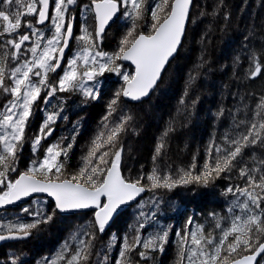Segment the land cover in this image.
<instances>
[{
	"label": "snow or ice",
	"instance_id": "obj_1",
	"mask_svg": "<svg viewBox=\"0 0 264 264\" xmlns=\"http://www.w3.org/2000/svg\"><path fill=\"white\" fill-rule=\"evenodd\" d=\"M76 4L77 0H0V48L7 49L0 57V95L6 97L0 102V108H3L0 111V208L33 196H46L51 201L47 211L21 209L31 216L32 222L0 225V230H6V234L0 231V241L27 239L32 235V230L52 222L57 213L92 209L93 230L84 233L88 240H80L81 247L71 252L70 245L65 241L57 255V259L64 260L65 264H91L97 236L104 235L122 206L154 188L171 190L193 182L207 185L212 179L231 171L236 163H241L243 166L239 169V176L246 178V184L230 185L223 194L236 197L229 212L238 208L246 215L233 216L230 227L222 229L219 239L211 232L205 234L203 226L199 224L196 230H191L193 220L189 218L186 230L175 233L179 238L178 264H184L185 260L188 264H261L264 260V241L260 239L264 234V207H261L264 204V195H261L264 193V159L253 153L251 159L254 162L258 160V166L250 167L242 158L247 148H264V97L256 104L250 118L246 114L244 119L236 121L235 127L243 130L234 136L226 135L223 145L215 141L209 145L208 154L218 155L214 164H205L201 175L193 176L186 172L172 179L170 175L161 176L158 170L153 169L147 177L152 182L151 186L145 187L141 183L144 177L131 180L122 174L124 149L118 146V139L133 117L125 116L119 105L121 98L142 100L157 85L165 66L182 44L193 0H156L153 4H149L148 0H90L83 7L86 13H92L94 27L89 31L85 23L80 34L74 36V18L70 20L69 17L70 9ZM145 14L150 15L152 22L151 31L147 33L136 28V22ZM28 16L34 17V22L26 20ZM120 17L131 20L132 25L121 38L118 51L109 54L100 45L107 27ZM46 24H51L54 29L50 38L36 27ZM22 26L29 31L21 33ZM33 36L37 37L35 41L32 40ZM73 39L80 43V50L68 61L62 75L51 78V74L63 62L65 50ZM42 40L46 42L41 48ZM26 43L32 46L25 48ZM29 52L31 59H23L22 55ZM249 59L246 75L255 79L264 74L260 60L255 55ZM120 60L129 61L134 65V71H122V66L117 63ZM239 60L237 56L234 63ZM108 72L121 76L124 83L107 104L103 119L107 122L120 112V122L107 135L101 133L92 142L93 147L84 158V167L71 178L65 177L62 172L65 163L61 157L67 158L73 144L60 147L57 143L47 147L41 160L33 161L26 171L20 172L19 154L23 150L27 125L37 110L38 102L48 105L57 93L71 91H79L86 98L98 100V77ZM181 103L184 101L181 100ZM222 114L221 109L218 115ZM57 118H63L59 112L46 117L33 138L34 149L55 131L51 125ZM233 119L236 120L235 117ZM162 146L158 145L155 149L157 156ZM109 148L115 150L109 151ZM11 173H16V177H12ZM237 194L245 199L240 201ZM146 227L141 222L136 229L138 234L131 240L127 236L119 238L121 246L113 264H132L129 254L138 248L143 251L137 252L139 261L136 264L151 259L150 252L164 251L169 232L162 231L142 240L139 233ZM216 227L220 228L221 225L217 223ZM116 239L113 235L105 246L111 247ZM66 252H69L68 256H65ZM49 259L44 258L41 264H48ZM11 264H17V260L13 259Z\"/></svg>",
	"mask_w": 264,
	"mask_h": 264
},
{
	"label": "trees",
	"instance_id": "obj_2",
	"mask_svg": "<svg viewBox=\"0 0 264 264\" xmlns=\"http://www.w3.org/2000/svg\"><path fill=\"white\" fill-rule=\"evenodd\" d=\"M155 2L156 0H148L149 4ZM119 20L104 34L105 38L113 32L117 41H120L132 25L131 20ZM151 23L150 15L145 14L144 18L136 22V28L147 33L151 31ZM26 30L29 31L21 27L20 32H27ZM43 30L44 36L48 38L49 27ZM41 42L42 46L44 41ZM118 47L119 43L112 50L116 52ZM108 49L105 44L102 45V50ZM4 52V48H0V57ZM262 53L264 0H193L183 43L152 95L138 104L126 103L121 98L120 111L125 116L133 117L127 130L118 139V146L124 149L122 174L131 180L144 177L141 183L150 187L152 182L147 177L152 174L153 169L158 170L161 176L170 175L172 179H176L186 172L193 176L201 175L206 163L214 164L218 154L209 155V145L213 141L223 145L226 135L234 136L236 132L243 130L235 127L236 121L244 119L246 114L250 118L256 104L264 97V74L255 79L246 75L252 55L260 60L264 68ZM237 56L240 60L234 63ZM108 74L109 72L98 77V100L86 98L79 91H71L57 93L50 104L43 105V122L54 112H59L63 117L57 118L51 125L56 132L50 146L57 143L60 147L73 144L67 158L61 157L65 163L62 169L65 177L76 175L84 167V158L93 147L92 142L101 133L107 135L120 122V112L107 122L103 119L107 104L124 83L121 76L117 75L116 80H111L106 78ZM181 100L184 101L183 104ZM221 109L223 114L218 115ZM161 144V153L157 156L155 149ZM46 145L47 142L44 141L43 147ZM114 150L109 148V151ZM253 153L264 159V148L245 149L242 159L250 167L258 166V160L254 162L251 159ZM45 154L40 156L33 152V157L27 162L26 157L19 162L18 170L26 171L33 161L41 160ZM154 156H157L155 160ZM242 166L241 163H236L231 171L212 179L207 185L193 182L171 190L154 188L145 191L136 205L118 216L106 229L104 237L97 236L91 264H113L121 246L119 238L127 236L131 240L138 234L136 229L141 222L147 225L140 230L142 240L162 231H168L169 238L163 252H150L151 259L140 261L139 264H178L179 238L175 233L186 230L189 218L193 220L191 230H196V225L199 224L203 226L205 234L211 232L219 239L222 229L230 227L233 216L246 215L238 208L229 212L236 197L223 194L230 185L246 184V178L239 176ZM11 176L16 177V173H11ZM244 199L239 196L240 201ZM49 205L45 199H37L34 207L31 201L27 208L47 211ZM18 208L0 212V225L32 222L31 216ZM74 217L63 218L56 215L52 222L32 230V235L27 240L0 247V264H11L13 259L17 260V264H41L44 258H50L48 264H65L64 260L57 259L65 241L70 245L69 252L74 251L81 247L80 240H88L89 237L84 233L93 230L92 220L77 222L73 220ZM217 223L221 225L220 228L216 227ZM0 231H5L6 234V230ZM45 231H54L58 236L56 248L52 249L50 244L42 240L46 235ZM113 235L117 239L112 242L111 247H106ZM73 236L76 237L75 240L72 239ZM260 239L264 241V234H261ZM139 251L143 249L138 248L136 252L129 254L132 264L139 261ZM184 264H188L187 260ZM261 264H264V260Z\"/></svg>",
	"mask_w": 264,
	"mask_h": 264
},
{
	"label": "rangeland",
	"instance_id": "obj_3",
	"mask_svg": "<svg viewBox=\"0 0 264 264\" xmlns=\"http://www.w3.org/2000/svg\"><path fill=\"white\" fill-rule=\"evenodd\" d=\"M88 3H86V2H82V0H77V4L74 6V7H72L71 9H70V12H71V15H70V17H69V19L70 20H72L73 18H74V28H73V30H74V36L75 35H79L80 34V29L85 25V23H87L88 24V26H89V31H91L92 30V28H93V20H92V13L91 12H88V13H86L85 12V10H84V7H83V5H87ZM89 13H91L90 15H89ZM86 17H87V21H86ZM124 17H120V18H118V20L120 19V20H122ZM25 19L26 20H32L33 22H34V20H35V18L34 17H32V16H28V17H25ZM117 20V21H118ZM119 20V21H120ZM114 25V24H113ZM36 27L38 28V29H40L43 33H44V28L45 27H49V29H50V33H49V36H48V38H50L51 37V35H52V33H53V31H54V29L52 28V26H51V24H46L45 26H39V25H36ZM23 28H25V27H23ZM108 31V30H107ZM107 31H106V33H107ZM124 35H122V37H123ZM121 37V38H122ZM37 39V37H35L34 39L32 38V40L33 41H35ZM46 41H44V43H45ZM42 43V42H41ZM43 43V44H44ZM117 43H119L120 44V41H117V38L115 37V34L112 32V34L111 35H107L106 36V41L104 42V44L107 46V47H113V48H116V44ZM103 44V43H102ZM102 44L100 45V47L102 48ZM32 45L29 43V44H26L24 47L25 48H27V47H31ZM43 47V45L41 46V48ZM80 47H81V45H80V43H78L75 39H73V41H72V44H71V49H70V52H69V54H68V57H67V59H66V62H65V64H64V66H63V68H62V70H61V72H60V74H58V75H52L51 74V78H53V79H56V78H58L60 75H62V73H63V71L64 70H66V68H67V65H68V61L75 55V53L77 52V51H79L80 50ZM38 51H39V49H38ZM104 51V50H103ZM111 50H110V48L108 49V51H104V52H107V53H109V54H111L112 52L114 53V51L112 50V52H110ZM118 51V50H117ZM22 58L23 59H31V53L29 52V53H26V54H23L22 55ZM117 63H119L121 66H122V64L119 62V61H117ZM122 71H125V72H131V71H133L132 70V68H130V67H125V66H122ZM111 75V76H110ZM117 75L118 74H116V73H112V72H109V74L106 76V78H108V79H111V80H116V78H117ZM121 79H122V77H121ZM97 87H99V89H100V84H97ZM6 99V97L4 96V95H0V102H3L4 100ZM0 111H3V108H0ZM34 118H35V116H34V113H33V115L30 117V121H29V123H28V125H27V127H29L30 128V130H31V132H32V130H33V123H34ZM52 140V139H51ZM51 140L49 141V143L45 146V148H44V153H43V155L46 153V149H47V147H49L50 146V144H51ZM24 143L25 142H23V146H24ZM36 151V150H35ZM19 157H23L22 156V151L20 152V154H19ZM43 158V157H42ZM19 164V163H18ZM38 199H40V198H38ZM30 203H31V201L30 202H28L27 204H25V205H23V206H21L20 207V209H22V208H27V206L28 205H30ZM37 203V199H35V200H32V206L34 207L35 206V204ZM19 209V208H18ZM83 219H88V220H92V214L91 213H86V214H79V215H76L74 218H73V220L74 221H77V222H79V221H81V220H83ZM93 221V220H92ZM92 225H93V223H92ZM105 235H103V237H104ZM0 259H2V258H0ZM28 264V263H27Z\"/></svg>",
	"mask_w": 264,
	"mask_h": 264
},
{
	"label": "water",
	"instance_id": "obj_4",
	"mask_svg": "<svg viewBox=\"0 0 264 264\" xmlns=\"http://www.w3.org/2000/svg\"><path fill=\"white\" fill-rule=\"evenodd\" d=\"M191 10H192V7H191ZM191 10H190V14H191ZM189 18H190V16H189ZM117 20H118V19H116L115 22H117ZM115 22L111 23L110 26L107 27L106 31H107L109 28H111ZM188 22H189V20H188ZM188 22H187V24H186V29H187ZM39 26H45V25H39ZM73 32H74V30H73ZM185 33H186V30H185ZM184 37H185V34H184ZM184 37H183V39H182V43H183ZM72 41H73V40H72ZM72 41L70 42V46H69V48L65 50L64 57H63V62L61 63V65H60V67L57 69V71H56L55 73H53L52 75H58V74H60V72H61V70H62V68H63V66H64V64H65V62H66V59H67V57H68V54H69V52H70ZM26 44H29V43H26ZM181 45H182V44H181ZM180 47H181V46H180ZM180 47H179V49H180ZM179 49H178V51H179ZM178 51H177L176 54H174V56H173L172 58H170L169 62H168L167 65L165 66V70H166V68L168 67V65H169V64L175 59V57H176L177 54H178ZM120 63H121L123 66H125V67L129 66V67L132 68V70L134 71V65H132L129 61H123V60H120ZM165 70H164V71H165ZM164 71H163L162 74H161V78H162V75H163ZM161 78L158 80L157 85H156V86L154 87V89L149 93V95L146 96V97H144L142 100H140V101H131V100L127 99V98H122V99H123L126 103H130V104H138V103H140V102H142V101L148 99V98L152 95V93L154 92V90L156 89V87L158 86V84H159ZM54 129H55V128H54ZM55 132H56V129H55V131H54L50 136H48L46 139H49V138L53 137V135L55 134ZM144 194H145V192L142 193L139 197H137V199H136L135 201L131 202L130 204H126V205L122 206V208H121V209H120V210L114 215V217L112 218L110 224L107 226V229L113 224V222L115 221V219H116L118 216H120L121 214H124V213H125L126 211H128L131 207H133L134 205H136V204L139 202V200L143 198ZM37 198H43V199H46V200H48V201L51 203L50 199H49L48 197H46V196H33V197H29V198L22 199L21 201L15 203V204H13V205H9V206H6V207H3V208H0V212H2V211H6V210H11V209H16V208H18V207H20V206H22V205H25V204H27L28 202H30V201H32V200H34V199H37ZM86 213H93V210H92V209H89V210H86V211H80V212H68V213H57V214H58L60 217H70V216L79 215V214H86ZM29 237H30V236H29ZM29 237H28V238H29ZM28 238H27V239H28ZM27 239H6V240H4V241H0V247L4 246V245H6V244H10V243L22 242V241H25V240H27ZM258 259H259V258H258Z\"/></svg>",
	"mask_w": 264,
	"mask_h": 264
},
{
	"label": "flooded vegetation",
	"instance_id": "obj_5",
	"mask_svg": "<svg viewBox=\"0 0 264 264\" xmlns=\"http://www.w3.org/2000/svg\"><path fill=\"white\" fill-rule=\"evenodd\" d=\"M82 2H86V3H90V0H82ZM90 15V14H89ZM23 27V26H22ZM93 27H94V21H93ZM26 29V28H24ZM27 31V30H26ZM75 33V32H74ZM106 41V38L104 37L103 38V44L104 42ZM102 44V45H103ZM110 48V52H112V49L113 47H109ZM5 51H7V49H4ZM113 53V52H112ZM120 62V61H119ZM111 76V75H110ZM43 105L42 103H39L38 102V107H37V110L34 111V123H33V130L31 132L30 128L27 127L26 128V138L24 140V146H23V150H22V156L23 157H19V162L23 161L26 157V162L28 161L29 158L33 157V152L36 154V155H40L42 156L43 153H44V147H43V142H47V144L49 143V140H51V138L49 139H43L41 141V144L39 146H37L36 149H34L32 147V141H33V138L35 137V135L38 134V131L40 129V127L42 126V123H43V113H42V110H43ZM54 128V127H53ZM54 136V135H53ZM43 147V148H42ZM36 150V151H35ZM46 200V199H45ZM49 204H51L48 200H46ZM13 210V209H12ZM92 214V220H93V213ZM57 216H59L57 214ZM60 217V216H59ZM44 233V232H43ZM46 235H44V237L42 238V240L47 244H50V247L52 249L56 248V245L55 243H57L59 241V238L58 236L55 234L54 231H50V232H47L45 231ZM51 251V250H50Z\"/></svg>",
	"mask_w": 264,
	"mask_h": 264
}]
</instances>
